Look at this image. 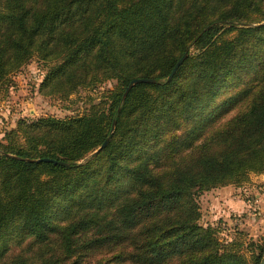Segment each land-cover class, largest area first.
Listing matches in <instances>:
<instances>
[{
    "label": "trees",
    "instance_id": "1",
    "mask_svg": "<svg viewBox=\"0 0 264 264\" xmlns=\"http://www.w3.org/2000/svg\"><path fill=\"white\" fill-rule=\"evenodd\" d=\"M263 21L264 0H0V84L32 57L45 96L118 83L0 140V264H259L198 198L264 173Z\"/></svg>",
    "mask_w": 264,
    "mask_h": 264
},
{
    "label": "rangeland",
    "instance_id": "2",
    "mask_svg": "<svg viewBox=\"0 0 264 264\" xmlns=\"http://www.w3.org/2000/svg\"><path fill=\"white\" fill-rule=\"evenodd\" d=\"M47 68V64L32 57L0 84V140L20 119L34 120L42 116L62 119L89 113L93 107L106 110L111 92L118 87L116 80H107L93 89L82 88L67 97L45 96L39 92V85ZM236 89L225 91L217 98V103ZM236 108L232 106L220 112L219 119L229 118ZM198 201L200 223L216 230L218 244L234 242L238 245L234 249L247 257L261 253L260 264L264 258V173H251L249 181L239 186L228 185L203 192Z\"/></svg>",
    "mask_w": 264,
    "mask_h": 264
},
{
    "label": "water",
    "instance_id": "3",
    "mask_svg": "<svg viewBox=\"0 0 264 264\" xmlns=\"http://www.w3.org/2000/svg\"><path fill=\"white\" fill-rule=\"evenodd\" d=\"M262 23H264V22H262ZM185 57H186V53H184V54L182 55V57H181V58L175 63V65L173 66V68H172L170 74L168 75L167 79H170V78L173 76V74L176 72V70L178 69V67L182 64V62H183V60H184ZM153 82H155V80L152 79V78H144V77L134 78V79H132V80L128 83V85L126 86V89H125V91H124V93H123V97L126 96L127 92L129 91V89H130L134 84H136V83H153ZM114 124H115V123L113 122V123H112V126H111L110 135H109V136L106 138V140L101 144V146H100L97 150H95L93 153H95V152H97L98 150L102 149V148L107 144V142H108V140H109V138H110V136H111V134H112V131H113V129H114ZM35 161H36V162H40V161H43V162H52V163H54V164L63 165V166H68V163H67V162H64V161H61V160H56V159H51V158H39V159H36ZM260 264H264V258L261 259Z\"/></svg>",
    "mask_w": 264,
    "mask_h": 264
}]
</instances>
